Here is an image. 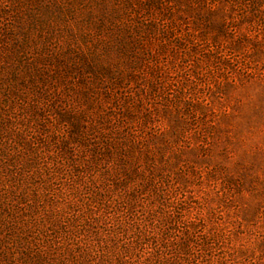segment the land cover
<instances>
[{
	"label": "rangeland",
	"instance_id": "rangeland-1",
	"mask_svg": "<svg viewBox=\"0 0 264 264\" xmlns=\"http://www.w3.org/2000/svg\"><path fill=\"white\" fill-rule=\"evenodd\" d=\"M0 264H264V3L0 0Z\"/></svg>",
	"mask_w": 264,
	"mask_h": 264
},
{
	"label": "trees",
	"instance_id": "trees-1",
	"mask_svg": "<svg viewBox=\"0 0 264 264\" xmlns=\"http://www.w3.org/2000/svg\"><path fill=\"white\" fill-rule=\"evenodd\" d=\"M260 3H264V0H259Z\"/></svg>",
	"mask_w": 264,
	"mask_h": 264
}]
</instances>
